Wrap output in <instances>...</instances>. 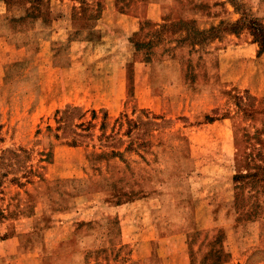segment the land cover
Here are the masks:
<instances>
[{
  "label": "rangeland",
  "instance_id": "obj_1",
  "mask_svg": "<svg viewBox=\"0 0 264 264\" xmlns=\"http://www.w3.org/2000/svg\"><path fill=\"white\" fill-rule=\"evenodd\" d=\"M253 21L264 0H0V264H264Z\"/></svg>",
  "mask_w": 264,
  "mask_h": 264
},
{
  "label": "trees",
  "instance_id": "obj_2",
  "mask_svg": "<svg viewBox=\"0 0 264 264\" xmlns=\"http://www.w3.org/2000/svg\"><path fill=\"white\" fill-rule=\"evenodd\" d=\"M249 30L254 41L258 44L259 49L264 50V27L261 24L253 21L249 25Z\"/></svg>",
  "mask_w": 264,
  "mask_h": 264
}]
</instances>
